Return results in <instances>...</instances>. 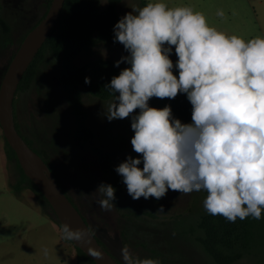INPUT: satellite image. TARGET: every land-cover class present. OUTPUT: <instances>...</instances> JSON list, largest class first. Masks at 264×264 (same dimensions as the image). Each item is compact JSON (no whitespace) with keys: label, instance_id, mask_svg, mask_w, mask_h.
Masks as SVG:
<instances>
[{"label":"clouds","instance_id":"clouds-1","mask_svg":"<svg viewBox=\"0 0 264 264\" xmlns=\"http://www.w3.org/2000/svg\"><path fill=\"white\" fill-rule=\"evenodd\" d=\"M113 31L114 43L128 53L115 66L129 67L105 85L114 98L103 114L109 122L131 118L138 156L115 168L128 195L159 200L169 190L205 192L203 207L212 216L229 223L264 218V38L226 36L209 27L202 13L161 2L133 5ZM173 46L175 64L169 58ZM178 93L192 105V123L174 118L170 106L149 107L153 97ZM115 191L99 185L100 209L115 206ZM87 236L84 228L62 226L65 240L83 242ZM89 254L102 258L98 250ZM121 257L123 264H160L134 257L128 247L121 248Z\"/></svg>","mask_w":264,"mask_h":264},{"label":"rangeland","instance_id":"rangeland-1","mask_svg":"<svg viewBox=\"0 0 264 264\" xmlns=\"http://www.w3.org/2000/svg\"><path fill=\"white\" fill-rule=\"evenodd\" d=\"M38 1L42 12L46 0ZM156 2L165 3L170 8L190 7L193 12L204 15L209 27L226 36L236 35L246 42L256 37L264 38V0H120L117 8L122 18L133 5L143 7ZM107 4L108 0H100L101 7ZM220 11L223 16L217 15ZM0 14L15 28V20L7 10L0 8ZM1 36L0 31V41L3 40ZM15 43L13 40L9 44L13 46ZM174 47L170 56L177 60ZM5 53V49L0 47V63L6 57ZM127 55L119 42L99 40L92 47L91 54L81 53L75 61L82 64L87 59L102 57L116 63ZM125 67L129 65L121 63L118 68L121 71ZM112 100L101 99L88 92L83 94L88 123L93 130L91 143L114 149V162L120 164L128 156L136 158L138 154L131 145L134 135L131 118L109 122L103 114V106L106 108ZM65 105L56 62L46 54L39 61L28 88L17 92L15 112L23 132L48 153L59 177L70 186L71 173L65 152L71 145H80V150L84 149L85 154H89L90 142L83 141L79 136L68 107L62 113L61 107ZM19 178V170L6 158L5 136L0 126V264H93L78 252L72 241L62 238V227L27 180H24V187L19 190L14 188ZM121 186L122 192L128 195L122 180ZM205 196V192L180 194L169 190L159 200L143 197L136 200L135 204L141 210L120 198L117 204L113 202L118 208L114 206L111 214L117 220L118 231H121L120 222L125 218L133 227L134 231L127 232L125 242L135 257L156 259L160 264H215L197 239L202 233L197 221L205 212ZM161 206L163 213L158 212ZM259 252L264 254V249L260 248L237 264H264Z\"/></svg>","mask_w":264,"mask_h":264},{"label":"trees","instance_id":"trees-1","mask_svg":"<svg viewBox=\"0 0 264 264\" xmlns=\"http://www.w3.org/2000/svg\"><path fill=\"white\" fill-rule=\"evenodd\" d=\"M50 2L51 0H46L45 10L36 22L42 19ZM119 2L120 0H108V4L101 7L100 0H64L58 19L24 72L15 93L16 98L19 90L28 88L39 61L46 54L50 55L56 62L62 95L66 102L61 111L64 114L65 107H68L69 114L80 132L81 139L85 142L93 136V130L88 123V111L83 101V94L88 92L101 99L114 98L113 94L105 88V85L110 82L113 76H118L120 70L112 60L102 57L87 59L82 64H78L75 60L81 53L91 54L92 47L99 40L114 43L113 28L121 19L117 8ZM0 28L3 34H7L10 28V25L1 15ZM169 58L175 64L176 60L171 56ZM173 74L178 78V70L175 68ZM85 78H89L90 83H86ZM165 106H170L172 116L179 119L181 123H192V105L186 94L178 93L175 98L160 99L153 97L149 100V107L162 109ZM14 118L15 125L18 127L15 112ZM18 131L20 132V130ZM20 134L35 149L22 132ZM98 150L104 169L108 175L114 177L121 198L141 210L135 204L136 200L122 192V177L115 171L117 166L110 164L116 155V151L114 149ZM5 153L7 160L15 164L21 175V178L14 183V188L19 190L24 187V180H27L47 203L56 222L60 225L47 199L24 173L14 149L9 145L6 138ZM45 161L53 175H56L51 162L47 159ZM262 217H264V209H262ZM197 223L202 232L197 239L215 264H237L242 258L251 257L260 248L261 250L264 249V218L255 220L248 217L244 221L237 218L235 223H229L224 217L212 216L205 211L199 216ZM76 248L80 254L96 264L83 250L77 246ZM261 255L264 258V254Z\"/></svg>","mask_w":264,"mask_h":264},{"label":"water","instance_id":"water-1","mask_svg":"<svg viewBox=\"0 0 264 264\" xmlns=\"http://www.w3.org/2000/svg\"><path fill=\"white\" fill-rule=\"evenodd\" d=\"M63 4L64 0H51L45 15L27 32L9 64L1 72L0 126L7 142L14 149L24 173L47 199L60 226L62 227L63 224L67 223L73 229L84 228L88 231V236L85 237V240L83 242L72 241L74 245L83 250L96 264H123L121 248L124 246L120 237L118 235L111 237L106 231L101 235L113 253H110L98 242L81 213L58 184L47 163L27 143L15 125L13 101L19 81L39 48L47 39L55 21L59 17ZM90 248L98 250L102 254V258L92 257L89 254ZM115 256L118 257V260Z\"/></svg>","mask_w":264,"mask_h":264},{"label":"flooded vegetation","instance_id":"flooded-vegetation-1","mask_svg":"<svg viewBox=\"0 0 264 264\" xmlns=\"http://www.w3.org/2000/svg\"><path fill=\"white\" fill-rule=\"evenodd\" d=\"M38 3V0H0V8L7 10L8 14L10 16H13L16 23L15 28H12L11 25L7 22V20L0 14L10 25L7 34H3V31L0 28L2 35L1 37L3 38V40L0 41V47L5 49L6 51V57L0 63V81L2 77L1 72L4 71V69L9 64L12 56L20 45L24 36L34 25H36L41 20L40 19L38 22H36L39 16L44 12L46 6L44 4V9L42 12H40ZM11 36L13 37L11 38ZM13 40H15L16 43L13 46H10L9 43H11V41ZM13 109L15 112L14 101ZM61 109H63V107H61ZM17 126V130H20V132H22V134L27 138V140L32 143V146L35 147L34 150H37V152L41 155L44 161L46 159L49 160L55 168L54 163L51 161L48 153L44 149L38 147L36 143L32 140V138H30L23 132L21 126H19L18 123ZM77 132L80 136V132L78 129ZM87 141L90 142L89 154H85L84 149L80 150V145H71L65 152L67 167L71 173L69 177L70 186H68L65 182L61 180L58 175V172L56 171V168V175L54 176L58 184L61 186L62 190L65 192L68 198L72 201V203L81 213L82 217L88 224L89 228L95 235L98 242L110 253H113L112 249L102 239L101 235L104 234V231H106L111 237H115L116 235H118L121 239L122 245L124 247H128L133 255V252L131 251L130 247L125 242L126 236L128 235L127 232L134 231L133 227H131V224H129V222L123 215V218L125 219L122 221V223L120 222L121 231H118L117 226L119 225L117 223V220L114 219V216H112L111 210L104 211L100 209L96 204V201L98 199L103 198L102 194L97 192V189L101 183L110 184L113 188L116 189V199L113 201L116 204L118 203L117 199L120 200L122 196L118 192V186L115 183L114 177L108 175V173L104 169L103 163L100 160L98 149L102 150L105 148L92 144L91 138H89ZM114 159L115 157L110 161V164H112V166H118L119 163L116 161L114 162ZM102 176H104V179H102ZM83 193L86 194V196ZM123 200L124 202H126L125 199ZM127 205L129 204L127 203ZM115 207L118 208V205H116ZM115 258L118 260L117 256H115ZM248 264H252V262H249Z\"/></svg>","mask_w":264,"mask_h":264}]
</instances>
